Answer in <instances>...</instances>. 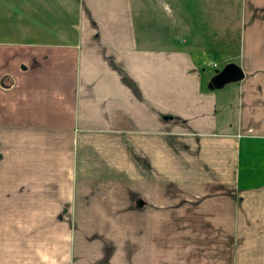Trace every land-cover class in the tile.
<instances>
[{
  "label": "crops",
  "instance_id": "0c3cea01",
  "mask_svg": "<svg viewBox=\"0 0 264 264\" xmlns=\"http://www.w3.org/2000/svg\"><path fill=\"white\" fill-rule=\"evenodd\" d=\"M137 1L0 0V264H264V0L222 88Z\"/></svg>",
  "mask_w": 264,
  "mask_h": 264
},
{
  "label": "rangeland",
  "instance_id": "374dc122",
  "mask_svg": "<svg viewBox=\"0 0 264 264\" xmlns=\"http://www.w3.org/2000/svg\"><path fill=\"white\" fill-rule=\"evenodd\" d=\"M150 7L147 13H140V29L154 31L161 26L168 38L167 44L174 46L184 42L202 46L197 53L219 47L225 55L218 51H210L205 67L211 73L223 69L226 60L236 59L240 48L242 25L240 24L239 7L242 0H145ZM138 3V1L136 0ZM138 4H136L137 6ZM1 11V10H0ZM139 14V13H138ZM147 21H144V19ZM153 18L155 21H153ZM7 19V20H6ZM7 16L0 19V35L13 36L12 32L30 35L29 25L10 21ZM157 23V24H155ZM184 26H183V25ZM53 26H50L52 29ZM46 30L49 28L44 27ZM216 46L215 48H212ZM238 59V58H237ZM216 63L217 67L213 64Z\"/></svg>",
  "mask_w": 264,
  "mask_h": 264
},
{
  "label": "water",
  "instance_id": "95a60500",
  "mask_svg": "<svg viewBox=\"0 0 264 264\" xmlns=\"http://www.w3.org/2000/svg\"><path fill=\"white\" fill-rule=\"evenodd\" d=\"M243 77L244 73L241 67L234 62H230L223 69L216 72L209 86L211 88H222L228 83L241 80Z\"/></svg>",
  "mask_w": 264,
  "mask_h": 264
},
{
  "label": "built area",
  "instance_id": "2783aa9c",
  "mask_svg": "<svg viewBox=\"0 0 264 264\" xmlns=\"http://www.w3.org/2000/svg\"><path fill=\"white\" fill-rule=\"evenodd\" d=\"M214 65H216V64H214Z\"/></svg>",
  "mask_w": 264,
  "mask_h": 264
}]
</instances>
